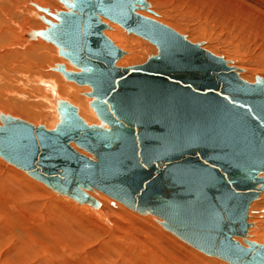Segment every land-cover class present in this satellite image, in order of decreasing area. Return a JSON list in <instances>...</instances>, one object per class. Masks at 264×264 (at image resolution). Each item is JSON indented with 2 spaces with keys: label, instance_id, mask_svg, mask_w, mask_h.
Segmentation results:
<instances>
[{
  "label": "water",
  "instance_id": "95a60500",
  "mask_svg": "<svg viewBox=\"0 0 264 264\" xmlns=\"http://www.w3.org/2000/svg\"><path fill=\"white\" fill-rule=\"evenodd\" d=\"M68 11L33 31L79 68L58 71L88 85L100 124L57 102L53 129L1 115L0 156L60 195L98 207V190L128 208L167 212L182 240L230 264H264V244L247 239L249 211L264 191V80L235 74L223 58L136 13L146 0H60ZM106 18L148 40L158 54L119 67L124 51ZM94 156L79 153L71 144ZM237 238H242L243 246Z\"/></svg>",
  "mask_w": 264,
  "mask_h": 264
},
{
  "label": "rangeland",
  "instance_id": "374dc122",
  "mask_svg": "<svg viewBox=\"0 0 264 264\" xmlns=\"http://www.w3.org/2000/svg\"><path fill=\"white\" fill-rule=\"evenodd\" d=\"M33 1H36L38 3L40 0H0V114L3 113L5 115H10L15 118L22 119L24 121L32 123L35 126L43 125L47 129H52L58 122L56 112L54 110H51V108L55 105L53 102V94L51 95V92L48 88L42 85L38 86L36 84V81L40 79H46L45 81L48 83V80L50 81L54 78L59 81V84H61L60 90L61 86L63 85V87H72L74 94L78 97V101L87 103V107L89 106L88 103L90 100L89 98L84 96V93H87V90L82 89L75 83L65 80L63 75L59 72L53 70L51 71L50 68H55L54 66H56V64L61 63L65 66L66 64H69L66 59L58 56V49L54 45L47 43L44 40H28L26 36H24L29 31L40 30L45 27L47 28L46 24L41 19V17L45 16L41 15V13L37 9H35V7L33 6ZM42 1L44 2L43 6L49 8V10H51L52 12L66 10L64 5L59 0ZM146 1L151 4V8L156 13V15L144 10H141V13L151 15L160 21L163 20L162 22L165 23V26H172L170 28L174 29L181 35L186 36L189 40H191L192 43H202L203 47L209 52L217 55L218 57H224V59L228 61L231 67H236L240 70L239 73L242 79L248 82H255L256 76L264 77V72L259 71V64L262 60V54L260 53H264V0H215V2L202 0L204 3L211 5V8L209 9L212 10V12H215L217 15H219L220 18L217 17L216 25L219 29L224 28L225 31L212 32V30L210 31L209 29V31H206L207 34L199 26L198 16L197 18H194L197 14L195 16L192 14L194 17L191 14L180 16L179 12L172 11L171 8L160 5L156 0ZM206 4L205 6L207 7ZM47 19L55 22V20H53L49 16L47 17ZM102 20H105L104 23L111 26V29L108 30V33L106 31L107 34H105L109 38H112L117 46L126 53L125 56L118 62V65L120 67L141 65L145 63L150 57L157 54L156 46L151 44L147 40L134 34H128L121 26L114 24L106 19ZM166 22L167 24L170 23V26L169 24L166 25ZM235 24H237L238 27L234 26ZM228 34L229 37L232 38H228ZM53 55H55L56 57L54 58ZM253 55L254 57H252ZM256 55H260V57H256ZM245 60L248 62V68L246 69V71H244L243 68ZM66 68L68 71L75 70L71 65L68 67L66 66ZM54 93L55 96H59L58 89H56V92ZM44 95H47L48 98L45 99ZM64 98L68 99V101L70 100L68 97ZM47 99H50V101H47ZM70 102L80 109L78 103L71 100ZM89 110L91 111V108ZM86 122L88 121L86 120ZM10 168H13L14 170L22 174L16 176L14 172H11ZM5 175L7 177H5ZM8 175H10L11 177ZM14 175L16 176L14 177L15 180L11 181V179L9 178H12ZM0 178V180L2 181V183L0 181V187H9L8 184H11V188L9 189V191H11V193L14 192L15 194L13 193V195L17 198L18 196H20L21 199L24 198V201L20 200L19 198L18 199L22 201V203L28 205V208L24 213L28 214L24 215L23 212H20L19 217H16V215L19 214H16L14 217V213H11L13 211H18L20 205L19 202L11 204V207L13 208V210L10 209L12 210L11 212H6L7 210L2 211V209L0 208V264L2 262H5L6 264H13L15 261L16 264H40L43 262V264H48L47 259L50 258V253L47 252L48 250H42V252L40 251L41 254H39L38 256L34 255L37 257H35V259L33 260L24 261L22 256H20L19 254V243L22 242L21 240H23L24 238L26 239L30 235L34 236L35 238L37 237L39 241L42 240V243L44 241L43 244L47 245V242H49V238L47 239L46 237H43V232L37 233L31 229L33 224L32 216L36 215L34 213L36 211H38V214L44 215L45 220H41V223L47 224L50 222L52 225L62 220L66 224H69L75 227V229L80 230L82 234L88 229V233L90 232L92 239L90 238V241L88 240V248L83 247V253H88L92 249L101 247V245L105 242L107 245L108 240H111L110 243H113V241L117 237L114 235L117 234L122 236L119 239V242L125 243L124 238L128 236H126L124 232H128L129 230L133 231L134 229L137 232L136 234L134 233L137 238L136 247L142 248L143 243H145L146 241L145 239H147V241L149 239L147 236L149 232L147 231L150 230V227L152 229H156V232L159 235H156L157 233H151L150 231L153 239L156 241L158 240L157 242H159L161 245H165V247H168V251L175 253L174 255L177 256L183 264H229L220 259L209 257L191 247L187 243L180 241V239H178L173 234L166 231L161 225H159L157 223V219H155L154 217H144L142 215H138L135 212L126 209V207L122 206L120 203H115V201L101 193L87 192L91 193L90 195L96 198L98 201H101L102 207L104 206L103 209L109 211L107 217H110L108 219L111 220V224H108L106 220L101 219V216L99 215H92V213L88 212L87 210H80V207L91 208L90 206L79 205L66 197L59 196L41 182L34 180L33 178L29 177L24 171L18 170L14 166L6 163L1 158ZM6 178L7 180L6 182H4L3 180ZM25 193L29 194V196L31 195V198L29 197V199H26L24 196ZM16 194H18V196ZM104 200L109 201L108 204L105 203ZM11 202H13V200ZM113 204H116V206H114ZM117 204H120L122 207L120 205L118 206ZM116 207H119V209H117ZM38 208H40L41 210H38ZM28 210H30V212ZM4 212H6V215ZM20 217L23 219H19ZM55 217L57 218L55 219ZM24 219L28 224H26V221ZM57 219L60 220L58 221ZM86 221H90V226H88ZM249 222L253 225L250 230L249 240L257 242L259 244H264V194L253 204L250 210ZM118 231H120L121 234ZM160 233H164L170 236V243L167 242V244H165L164 239L160 236L162 234ZM108 235L110 237H108ZM140 239L141 242H139ZM97 241L99 242L97 243ZM174 241L175 243H178L175 244V247H173ZM176 245L178 246L176 247ZM169 246H171L173 249H171ZM102 256H104V254Z\"/></svg>",
  "mask_w": 264,
  "mask_h": 264
},
{
  "label": "bare ground",
  "instance_id": "6f19581e",
  "mask_svg": "<svg viewBox=\"0 0 264 264\" xmlns=\"http://www.w3.org/2000/svg\"><path fill=\"white\" fill-rule=\"evenodd\" d=\"M60 1V0H59ZM157 1V3H159L160 5H163V6H166V7H168V8H171V10L172 11H176V12H179L180 14V16L182 15V16H185V14H193L192 16L194 17V18H197V16H198V22H199V26L205 31V33H206V31H209V29H210V31L212 30V32L213 31H224V28H221V29H219L218 28V26L216 25V19H217V17H219V15H217L215 12H212V10H210L209 8H211L210 6L211 5H209V4H206V3H204L202 0H156ZM208 1H210V2H215V0H208ZM147 2V1H146ZM39 3V4H38ZM36 2V1H33V6L35 7V9H37V6H39V7H41V8H43V9H48L49 10V8H46L45 6H43L44 5V2L42 1V0H40L39 2ZM148 3V2H147ZM149 5H148V8H146V9H143V8H137V10H136V13L137 14H140L141 16H143V17H146V18H148V19H150V20H153V21H155V22H157V23H160V24H163V25H165V23H163L162 21H160V20H158V19H156L155 17H153V16H151V15H148V14H145V13H141V10H144V11H147V12H149V13H151V14H154V15H156V13L152 10V8H151V4L150 3H148ZM158 4V5H159ZM205 4L207 5V7L205 6ZM42 5V6H41ZM64 5V4H63ZM65 7V6H64ZM65 11H68V9L65 7ZM38 10V9H37ZM39 11V10H38ZM139 11V12H138ZM40 13H41V15H44L46 18L49 16L47 13H45V12H41V11H39ZM49 12L50 13H52V14H56L57 12H60V11H56V12H52L51 10H49ZM190 15V16H191ZM36 16V15H35ZM50 18H52L51 16H49ZM209 17V18H208ZM220 18V17H219ZM41 19H42V17H41ZM53 20H55L54 18H52ZM102 19H106V18H102ZM222 19V18H221ZM106 20H108V19H106ZM103 21V20H102ZM108 21H110V20H108ZM221 21H224V20H221ZM44 22V21H43ZM55 22H56V20H55ZM103 22H105V20L103 21ZM110 22H112V21H110ZM197 22V23H198ZM45 23V22H44ZM112 23H114V22H112ZM192 23H194V22H192ZM224 23H226V22H224ZM46 24V23H45ZM114 24H117V23H114ZM169 24V26H170V23H168ZM167 24V22H166V25H168ZM108 25V24H107ZM117 25H119V24H117ZM46 26H47V24H46ZM119 26H121V25H119ZM234 26H236V27H238L237 26V24H235ZM26 27V26H25ZM108 27L109 28H107L106 30H104V33H106V31H107V33H108V30H110L111 29V26L110 25H108ZM122 27V26H121ZM170 27H172V26H170ZM197 27H198V25H197ZM123 28V27H122ZM239 28H240V26H239ZM46 29V27L45 28H42V29H40V30H45ZM128 34H134V33H129L125 28H123ZM172 29V28H171ZM201 29V30H202ZM174 30V29H173ZM202 30V31H203ZM33 31H38V30H32V31H29V32H27L24 36H26V38L28 39V40H32V41H40V40H44V39H42V38H40V37H38V38H34L33 36H32V33H33ZM17 32V31H16ZM118 32V31H117ZM177 32V31H176ZM225 32V31H224ZM229 32V31H228ZM106 33V34H107ZM211 33V32H210ZM105 34V35H106ZM180 34V33H179ZM207 34V33H206ZM212 34V33H211ZM233 34V33H232ZM117 35V34H116ZM134 35H136V36H139V35H137V34H134ZM107 36V35H106ZM228 36V38H232V37H229V34L227 35ZM231 36V35H230ZM237 36V35H236ZM108 37V36H107ZM140 37V36H139ZM186 37V36H185ZM224 37V36H223ZM142 38V37H141ZM112 41H113V39L112 38H110ZM144 39V38H143ZM186 39L189 41V42H191V40H189L187 37H186ZM241 39H244V38H241ZM240 39V40H241ZM146 40V39H145ZM44 41H46V40H44ZM148 41V40H147ZM47 43H50V42H48V41H46ZM114 42V41H113ZM149 42V41H148ZM241 42V41H240ZM115 43V42H114ZM151 43V42H150ZM192 43V42H191ZM26 44V43H25ZM50 44H52V45H54L53 43H50ZM152 44V43H151ZM194 44V43H193ZM198 44H200V43H198ZM242 44V43H241ZM115 45L117 46V44L115 43ZM154 45V44H153ZM243 45H245V44H243ZM55 46V45H54ZM156 46V45H155ZM57 49H58V56H60V57H62V58H64V59H66L65 57H63V56H61L60 54H59V48L57 47V46H55ZM156 48H157V46H156ZM201 48L203 49V50H206L204 47H203V44L201 43ZM206 51H208V50H206ZM209 52V51H208ZM211 53V52H210ZM125 54L126 53H124V55L122 56V58L125 56ZM157 54H158V48H157ZM156 54V55H157ZM213 54V53H212ZM258 54V53H257ZM260 54H262L261 55V57H262V60L260 61V64H259V71H263L264 72V53L263 52H261ZM215 55V54H214ZM134 56V55H133ZM215 56H217V55H215ZM250 56V55H249ZM53 57L55 58L56 56L55 55H53ZM218 57V56H217ZM252 57H254V55L252 56ZM256 57H260V55H256ZM121 58V59H122ZM128 58V57H127ZM221 58H223L224 59V57H221ZM41 59H42V57H41ZM120 59V60H121ZM126 59V58H125ZM39 60V59H38ZM120 60H118V62L120 61ZM66 61L75 69V70H73V71H68L67 70V68H66V66L68 67V66H70L69 64H66V66L64 65V64H56V66H54L55 68H50L51 69V71L53 70V71H56V72H59L60 74H62V72H60V71H58V70H56L57 69V67H58V65H64L65 66V69L68 71V72H73V73H78V72H80L81 70L79 69V68H77V67H75V66H73L70 62H69V60L68 59H66ZM126 61V60H125ZM224 61L226 62V65L228 66V67H231V65L228 63V61H226V59H224ZM118 62L116 63V65L117 66H119L118 65ZM247 64H248V62L245 60L244 61V71H246V69L248 68L247 67ZM15 65V64H14ZM23 67V66H22ZM120 67V66H119ZM231 68H234V70L236 71L235 72V74L236 75H238L239 77H241L240 76V70L238 69V68H236V67H231ZM9 70V69H8ZM49 71V70H48ZM31 74V73H30ZM20 75V74H19ZM63 75V77H64V79L65 80H67L66 78H65V76H64V74H62ZM21 77H22V75H21ZM29 77V76H28ZM258 77H260L261 79H263L264 80V77H262V76H256V78H255V82H256V79L258 78ZM23 78H24V75H23ZM33 80V79H32ZM46 80V79H45ZM44 79H40V80H38V81H36V84L38 85V86H40V85H42V86H44V87H46V88H48L49 90H50V92H51V95L53 96V102H54V107H52L51 108V110H54L55 112H56V114H57V117H58V122H57V124L59 123V113H58V110H57V102L59 101V100H63V101H67V102H69V103H71L70 102V100L71 101H73V102H76V103H78L79 104V107H80V109L78 108V113H80L79 115L81 116L82 115V117H84L88 122V124H96V125H99L101 122H100V119L97 117V115H96V113L94 112V110L91 108V106H90V103L93 101V97H90V96H87V94L88 93H90V92H92V88L90 87V86H88V85H79V84H77V83H75V82H73V81H70V80H67V81H70V82H72V83H75L76 85H78V86H80L82 89H85V90H87L86 92L87 93H84V96L85 97H87V98H89V103H88V107H89V109L91 108V111L88 109V107H87V103H84V102H81V101H78V97L74 94V91H73V89H72V87H63V86H61V90H60V85L61 84H59V81L58 80H56V79H51L50 81L48 80V83L45 81ZM31 81V80H30ZM34 81V80H33ZM254 81L253 82H251V83H255ZM56 89H58V93H59V96H55V93L54 92H56ZM78 89V88H77ZM40 91V90H39ZM43 91V90H42ZM41 91V92H42ZM28 95V94H27ZM37 95V94H36ZM44 97H45V99L46 98H48L47 97V95H44ZM44 97H42V98H44ZM64 97H68L70 100L68 101V99H66V98H64ZM40 98V97H39ZM87 100V99H86ZM44 101V100H43ZM47 101H50V99H47ZM86 102V101H85ZM53 104V103H52ZM72 105H73V103H71ZM76 106V105H75ZM19 110V109H18ZM1 115H5V114H0V116ZM5 116H10V115H5ZM13 117V116H12ZM15 118V117H14ZM83 118V119H84ZM18 119V118H17ZM84 119V120H85ZM85 120V121H86ZM0 122H1V119H0ZM56 124V125H57ZM1 125H2V122H1ZM55 125V126H56ZM55 126L53 127V128H55ZM52 128V129H53ZM71 146L74 148V149H76L79 153H81V154H83V155H85V156H88V157H90V158H94V156L92 155V154H90L89 152H87V151H85V150H83V149H81V148H79L75 143H72L71 144ZM0 158L1 159H3L1 156H0ZM4 160V159H3ZM5 161V160H4ZM6 163H8V164H10L9 162H7V161H5ZM10 165H12V164H10ZM12 166H14V165H12ZM15 168H17L16 166H14ZM18 170H21V171H24V170H22V169H19V168H17ZM10 170H11V172H14L15 173V175L16 176H18V175H21L19 172H17L16 170H14L13 168H10ZM25 172V171H24ZM26 174H27V172H25ZM4 174V173H3ZM10 174V173H9ZM7 175V174H6ZM5 175V177H7ZM11 175V174H10ZM10 175H8V176H10ZM13 175V174H12ZM13 176L12 178H9V179H11V181H14L15 180V178L14 177H16V176ZM28 176H29V174H27ZM11 177V176H10ZM29 177H31V176H29ZM32 178V177H31ZM1 179V178H0ZM34 179V178H33ZM3 180V179H2ZM6 180H7V178L6 179H4L3 181L4 182H6ZM34 180H36V179H34ZM1 181V180H0ZM21 181V180H20ZM20 181H18V182H20ZM36 181H38V180H36ZM10 182V181H9ZM40 182V181H39ZM1 183H2V181H1ZM8 183V182H7ZM11 183V182H10ZM14 183V182H13ZM42 183V182H41ZM42 184H44V183H42ZM30 185V184H29ZM45 185V184H44ZM8 186L9 187H4V188H2V187H0V208L2 209V211H6V212H11L12 210H13V208L11 207V204L12 203H15V202H19V209H18V211L16 212H11L12 214L14 213V217H15V215L16 214H19V215H16V217H19L20 216V212H23V214L26 212V210H27V208H28V205L27 204H24V203H22V201H20V200H23L24 198H22L21 199V197L20 196H18V194H16L17 196H18V198L20 199H18L16 196H14L13 195V193L14 192H12L11 193V191H9V189L11 188V184H8ZM14 186V185H13ZM46 186V185H45ZM37 187V186H36ZM47 187V186H46ZM35 188V187H34ZM49 188V187H48ZM50 189V188H49ZM17 190V189H16ZM19 190V189H18ZM52 190V189H51ZM23 191V190H22ZM29 191H30V189H29ZM29 191H28V193H29ZM53 192H55L54 190H52ZM87 192H91V193H101V194H103V195H105L106 197H108V198H110V199H112L113 201H115V203L116 202H118V203H120L122 206H124V207H126V209H129V210H131V211H133V212H135L136 214H138V215H142V216H152V217H154L155 219H157V223L159 224V225H161L166 231H168L169 233H171V234H173L175 237H177L178 239H180V241H182V242H184V243H187V242H185L184 240H182L179 236H177L176 234H174L169 228H167V226L166 225H170V226H172L173 228L176 226L175 225V220H173L172 219V217L170 216V214L169 213H167V212H163V214H156V213H152L151 211H147V212H144V213H140V212H137V211H134V210H132V209H130V208H128L127 206H125L124 204H122L121 202H119V201H117V200H115V199H113V198H111L110 196H108V195H106V194H104V193H102V192H100V191H98V190H91V191H87ZM56 194H58L57 192H55ZM91 193H88L89 195L91 194ZM15 194V193H14ZM264 194V191L262 192V194L260 195V197L258 198V200L261 198V196ZM24 195V194H23ZM35 195V194H34ZM59 196H61V197H66V198H68V199H70V200H72V201H74V202H76L77 204H79V205H88V206H90L91 208H89V207H80V210H87L88 212H90V213H92V215L93 214H96V215H99V216H101V219H104V220H106V222H108V224H111L110 223V219H108V218H110V217H107V215H108V213H109V211H106V209H103V207H102V204H101V201H98L96 198H94L93 196V198L94 199H96L98 202H99V206L98 207H93V206H91V205H89V204H80L79 202H77V201H75V200H73V199H71V198H69L68 196H63V195H60V194H58ZM25 198L26 199H29V197L31 198V195L29 196V194H27V193H25ZM91 196V195H90ZM102 196V195H101ZM13 200V202H11ZM25 200V199H24ZM23 200V201H24ZM32 201V200H31ZM105 201V203H107L108 204V202L109 201H107V200H104ZM257 201V200H256ZM255 201V202H256ZM255 202H253L252 203V205H251V208H252V206H253V204L255 203ZM103 203V202H102ZM119 204V205H120ZM43 205V204H42ZM114 206H116V204H113ZM118 205V204H117ZM118 205V206H119ZM120 205V206H121ZM13 206V205H12ZM109 206V205H108ZM121 206V207H122ZM31 207V206H30ZM16 208H18V207H16ZM35 208V207H34ZM95 210H94V209ZM117 208V207H116ZM251 208H250V210H251ZM10 209H12V210H10ZM40 208H38V210H39ZM97 209H100V210H97ZM112 209V208H111ZM117 209H119V207L117 208ZM124 209V208H123ZM16 210V209H15ZM41 210V209H40ZM29 212H30V210H28ZM126 211V210H125ZM6 212H4L5 213V215H6ZM37 212V213H36ZM36 212H34L36 215L34 216H32L33 217V220H32V227H31V229L34 231V232H43V237L45 238H49L48 239V241L49 242H47V245L46 244H43L44 243V241H43V243L41 242V241H39L38 240V238L36 239L34 236H29V237H27L26 239L24 238L23 240H21V238H20V240L22 241V242H20L19 243V245H20V251H19V254H20V256H22V258L24 259V261L25 260H33V259H35V257H37L39 254H41L40 253V251L42 252V250H48L47 252L48 253H50V258L49 259H47L46 257V259H47V263L48 264H183L182 263V261H180V259H178V257L177 256H175L174 254L175 253H173V252H171V251H168V247H165V245L163 246V245H161L159 242H157L156 240H154L153 239V237L151 236V233H157L156 232V229H152V228H150L149 227V229L150 230H146L147 232H149V234L147 235L148 236V241H147V239H145L146 241H145V243H143V249L141 248V247H136V230L134 229H131V230H133V231H128V232H124L125 234H126V236H128V237H126V238H124L125 239V243H120L119 242V239L122 237V236H120L119 234H117V235H114V236H117L116 237V239L113 241V243H110V241L108 240L107 241V245H106V242L104 243V244H102L101 245V247H98V248H95V249H92L90 252H86V253H83L82 252V250L86 247V248H88L89 246V244H88V240L91 238V234H90V232L88 233V229H87V231L86 232H84L83 234L81 233V231L80 230H77V229H75V227H73V226H71V225H69V224H66L65 222H63L62 220H60V219H57L58 221L60 220V222H58V223H54V224H52L51 225V223L49 222V223H41V220H43L44 219V215L43 214H38V211H36ZM33 213V212H32ZM22 214V213H21ZM26 214H28V213H26ZM26 214H24V215H26ZM88 214V213H87ZM112 214V213H111ZM4 215V214H3ZM3 215H2V217H3ZM30 215V214H29ZM114 215V214H113ZM23 216V215H22ZM21 216V217H22ZM74 216V215H73ZM19 218V219H23V218ZM25 217H27V216H25ZM24 217V218H25ZM31 217V218H32ZM136 217V216H135ZM9 218V217H8ZM57 217H55V219H56ZM148 218V217H147ZM6 219V218H5ZM4 219V220H5ZM26 219V218H25ZM24 219V220H25ZM53 219V218H52ZM45 220V219H44ZM128 220V219H127ZM133 220V219H132ZM144 220V219H143ZM146 220V219H145ZM250 220V211H249V219H248V221ZM7 221V220H6ZM26 221V220H25ZM95 221V220H94ZM97 221V220H96ZM9 222V221H8ZM46 222V221H45ZM90 221H86V223L88 224V226H90V223H89ZM101 222V221H100ZM99 222V223H100ZM129 222V221H128ZM4 223V222H3ZM29 223H31V222H29ZM102 223V222H101ZM147 223V222H146ZM149 223V222H148ZM250 223V222H249ZM26 224H28L27 223V221H26ZM148 225V224H147ZM250 225H251V227H250V229H249V234H250V230H251V228H252V224L250 223ZM12 226V225H11ZM108 226V225H107ZM127 226V225H126ZM150 226H151V224H150ZM109 227V226H108ZM7 228V227H6ZM112 229V228H111ZM116 229V228H115ZM144 230V231H145ZM155 230V231H154ZM160 230V229H159ZM84 231V230H83ZM127 231V230H126ZM143 231V232H144ZM150 231H151V233H150ZM158 231V230H157ZM31 232V231H30ZM120 234H121V232H122V230H121V232L120 231H118ZM159 232V231H158ZM258 232V231H257ZM262 232V231H261ZM129 233V234H128ZM135 233V234H134ZM146 233V232H145ZM36 234V233H35ZM144 234V233H143ZM142 234V235H143ZM160 234H162V235H160L163 239H164V241H165V244H167V242L168 243H170V240H169V238H170V236H168V235H166V234H164V233H160ZM249 234H248V237H247V239L249 240ZM257 234V233H256ZM39 235H41V234H39ZM109 235H111V234H109ZM108 235V237H110ZM138 235V234H137ZM156 235H158V233L156 234ZM113 236V235H112ZM159 236V235H158ZM42 238V237H41ZM157 238V237H156ZM92 239V238H91ZM143 239V238H142ZM171 239V238H170ZM144 240V239H143ZM236 240H238V241H240V243L243 245V246H247L246 244H245V242H244V240L242 239V238H237ZM261 240V239H260ZM263 240V239H262ZM46 241V240H45ZM90 241V240H89ZM124 241V240H123ZM122 241V242H123ZM250 241V240H249ZM16 242V241H15ZM99 241H97V243H98ZM139 242H141V239H140V241ZM144 242V241H143ZM173 242V241H172ZM179 242V241H178ZM252 242H254V241H252ZM101 243V242H100ZM164 243V242H163ZM257 243V242H256ZM175 244H178V243H175V241H174V246L173 247H175ZM188 244V243H187ZM18 245V244H17ZM94 245H96V244H94ZM170 245V244H169ZM188 245H190V244H188ZM142 246V245H141ZM178 245H176V247H177ZM191 246V245H190ZM16 247V246H15ZM14 247V248H15ZM84 247V248H83ZM171 249H173L171 246H169ZM191 247H193V246H191ZM194 248V247H193ZM142 249V250H141ZM196 249V248H195ZM174 250H176V249H174ZM197 250V249H196ZM15 251H18V250H15ZM199 251V250H198ZM10 253V252H9ZM15 253V252H14ZM38 253V254H37ZM185 253V252H184ZM183 253V254H184ZM201 253H203V252H201ZM18 254V255H19ZM104 254V256H102ZM204 254V253H203ZM34 255H37V256H34ZM44 255H45V253H44ZM181 255V254H180ZM206 255V254H205ZM6 256V255H5ZM12 256V255H11ZM10 256V257H11ZM47 256V255H46ZM184 256V255H183ZM182 256V257H183ZM208 256V255H207ZM186 257V256H185ZM193 257V256H192ZM209 257H211V256H209ZM3 258V257H2ZM191 258V257H190ZM213 258H216V257H213ZM21 259V258H20ZM186 259V258H185ZM192 259V258H191ZM197 259V258H196ZM217 259H219V258H217ZM2 260H4V259H2ZM44 260V259H43ZM42 260V261H43ZM190 260V259H189ZM221 260V259H220ZM194 261H196V260H194ZM222 261H224V260H222ZM16 262V261H15ZM13 263V264H16V263ZM46 262V261H45ZM184 262V261H183ZM226 262V261H225ZM8 263V262H7ZM21 263V262H20ZM24 263V262H23ZM30 263V262H29ZM38 263V262H37ZM44 263V262H43ZM43 263H40V264H43ZM228 263V262H227ZM1 264H6L5 262H2ZM9 264V263H8ZM184 264H186V263H184ZM193 264V263H192ZM200 264V263H199ZM230 264V263H229Z\"/></svg>",
  "mask_w": 264,
  "mask_h": 264
}]
</instances>
